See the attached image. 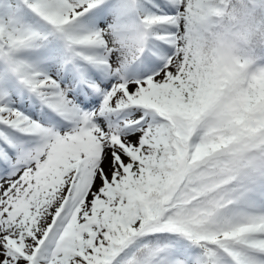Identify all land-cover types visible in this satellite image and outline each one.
I'll use <instances>...</instances> for the list:
<instances>
[{
	"label": "snow or ice",
	"instance_id": "1",
	"mask_svg": "<svg viewBox=\"0 0 264 264\" xmlns=\"http://www.w3.org/2000/svg\"><path fill=\"white\" fill-rule=\"evenodd\" d=\"M0 264H264V0H0Z\"/></svg>",
	"mask_w": 264,
	"mask_h": 264
}]
</instances>
